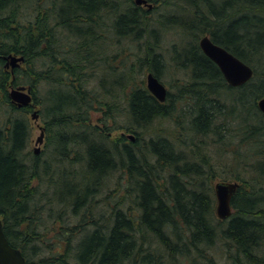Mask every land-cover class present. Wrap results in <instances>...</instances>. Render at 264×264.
Instances as JSON below:
<instances>
[{"label":"trees","instance_id":"16d2710c","mask_svg":"<svg viewBox=\"0 0 264 264\" xmlns=\"http://www.w3.org/2000/svg\"><path fill=\"white\" fill-rule=\"evenodd\" d=\"M172 4L152 17L135 0H0V53L24 56L12 74L0 59V216L26 264H264V0ZM204 33L248 81L227 84ZM148 72L168 82L163 102ZM9 82L40 105L45 152L27 151L32 106ZM215 179L238 182L225 219Z\"/></svg>","mask_w":264,"mask_h":264},{"label":"water","instance_id":"95a60500","mask_svg":"<svg viewBox=\"0 0 264 264\" xmlns=\"http://www.w3.org/2000/svg\"><path fill=\"white\" fill-rule=\"evenodd\" d=\"M136 4L144 3L148 8L152 6L147 0H135ZM198 45L210 60H212L221 71L225 81L230 86H239L248 81L253 69L246 62L228 51L223 46L215 43L209 34L205 33L198 40ZM4 58L7 60L6 67L14 68L20 65L24 60L23 55L8 54ZM145 84L150 93L160 102L166 99L167 87L152 72H148L145 78ZM8 96L11 103L17 107L33 105L30 88L25 85H18L9 90ZM259 110L264 114V96L257 100ZM33 119H37L39 114L36 109L30 113ZM44 136V128L40 126V134L36 138V142H42ZM133 138V135H129ZM34 153H38V149H34ZM238 186L236 181L218 180L213 185L215 196V214L220 219L228 218L232 213L231 199ZM0 264H26L25 257L20 249L13 247L6 238L2 219L0 216Z\"/></svg>","mask_w":264,"mask_h":264},{"label":"rangeland","instance_id":"374dc122","mask_svg":"<svg viewBox=\"0 0 264 264\" xmlns=\"http://www.w3.org/2000/svg\"><path fill=\"white\" fill-rule=\"evenodd\" d=\"M172 1H174V0H169L168 1V3H166V4H159V3H153V2H151V4H152V6L151 7H153L154 6V9L153 10H156V11H154L152 14H151V16L152 17H155L156 16V14H158V13H160V12H162V13H165V12H167L168 11V9H172V10H175V8H176V5L175 4H172ZM143 4V5H142ZM141 4V6L142 7H144V8H147V6L144 4V3H142ZM202 4V3H201ZM205 4H202V6H204ZM29 12V9L28 10H24L23 11V14L24 15H26V14H29L28 13ZM187 12V11H186ZM205 34V33H204ZM181 39H183L182 37H181ZM164 44H165V46H167V47H169L172 43H175L176 42V34H173L172 33V31L171 30H169L168 32H166L165 33V35H164V38H163V41H162ZM167 50V52L168 53H170L171 52V50L170 49H166ZM166 51H165V53L167 54V56H168V53H167ZM20 65H24V63L22 62ZM146 78V77H145ZM169 80V79H168ZM167 81V80H166ZM171 81V80H170ZM165 85H166V87H167V89H169L170 88V86H169V84H168V82H166V83H164ZM146 85V84H145ZM171 90H172V87H171ZM32 107V110L33 109H36L37 111H38V108L40 109V105L38 106V105H36L35 103L33 104V105H31ZM31 110V111H32ZM31 111L30 112H28L27 114H26V116H27V122H28V124H29V127H30V136H29V139H28V143H27V151H33L35 148H37L38 149V154L39 153H42L43 151L45 152L46 151V149H47V147L45 146V137H43V140H42V142H36V138L38 137V135L40 134V126H43V121H42V118L41 117H38L37 119H33L32 117H31ZM15 114H19V112H16ZM95 116H97V115H99V113H97V114H94ZM2 120V111L0 112V121ZM91 120H93L92 121V123H96L95 122V117H93ZM120 132H124V133H126V134H128V133H130V132H126V131H122V130H118V131H113V133H114V135L116 134V133H120ZM132 135V134H131ZM132 139V138H131ZM216 180L218 181V179H215L214 181H213V184L216 182ZM225 251H227L225 248L222 250V248L220 247V251H215V255H216V257H219L220 256V258L221 257H224V255H225ZM219 260V259H218ZM221 261V262H220ZM219 262L220 263H224V259L223 260H220Z\"/></svg>","mask_w":264,"mask_h":264},{"label":"flooded vegetation","instance_id":"af4514ba","mask_svg":"<svg viewBox=\"0 0 264 264\" xmlns=\"http://www.w3.org/2000/svg\"><path fill=\"white\" fill-rule=\"evenodd\" d=\"M148 2H149V1H148ZM141 4H142V3H141ZM141 4H137V5H141ZM142 5H143V4H142ZM151 8H152V7H151ZM151 8H147V9H151ZM4 56H5V55H3V54L0 53V59L3 61L2 66H3L4 69L9 70V71L11 72V74H12L14 68H11V67H9V66L6 67V62H7V60L4 58ZM19 66H21V65H19ZM19 66H18V67H19ZM15 68H16V67H15ZM12 77H13V75H12ZM9 84H10V86H9ZM13 87H16V86H12V85H11V82H9V83H8V88H9V90H10L11 88H13ZM9 90H8V92H9Z\"/></svg>","mask_w":264,"mask_h":264},{"label":"bare ground","instance_id":"6f19581e","mask_svg":"<svg viewBox=\"0 0 264 264\" xmlns=\"http://www.w3.org/2000/svg\"><path fill=\"white\" fill-rule=\"evenodd\" d=\"M23 62V61H22ZM21 63V62H20ZM16 67H18V66H16ZM15 68V67H14ZM31 96H32V94H31ZM32 99H33V97H32ZM131 133H128L127 135L129 136Z\"/></svg>","mask_w":264,"mask_h":264}]
</instances>
